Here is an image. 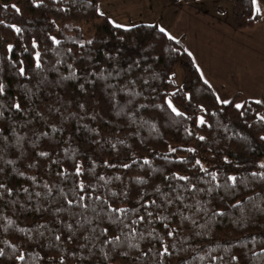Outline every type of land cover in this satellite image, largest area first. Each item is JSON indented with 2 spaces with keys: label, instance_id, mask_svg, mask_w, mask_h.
<instances>
[{
  "label": "trees",
  "instance_id": "1",
  "mask_svg": "<svg viewBox=\"0 0 264 264\" xmlns=\"http://www.w3.org/2000/svg\"><path fill=\"white\" fill-rule=\"evenodd\" d=\"M101 1L0 0V264H264V102ZM232 1L234 29L264 22Z\"/></svg>",
  "mask_w": 264,
  "mask_h": 264
},
{
  "label": "crops",
  "instance_id": "2",
  "mask_svg": "<svg viewBox=\"0 0 264 264\" xmlns=\"http://www.w3.org/2000/svg\"><path fill=\"white\" fill-rule=\"evenodd\" d=\"M172 5L180 10L169 18L173 21L171 29L159 27L185 42L215 90L218 87L229 98L239 92L246 99L264 102V22L252 29L236 30L230 19L218 13L220 7L212 11L182 1H173ZM146 22L136 25L159 24L161 19Z\"/></svg>",
  "mask_w": 264,
  "mask_h": 264
},
{
  "label": "rangeland",
  "instance_id": "3",
  "mask_svg": "<svg viewBox=\"0 0 264 264\" xmlns=\"http://www.w3.org/2000/svg\"><path fill=\"white\" fill-rule=\"evenodd\" d=\"M173 1L175 0H104L99 3L98 8L100 13L106 14L115 25L130 27L142 21H147L146 23H155L154 21L160 17L161 22L157 25L163 29H171L173 21L170 22L169 18H171L173 14L176 16V12L178 13L180 10L179 8L173 7ZM188 4L194 7H206L212 11L220 7L218 13H220L224 19H230L232 25V0H197ZM97 23L98 21L95 20L86 22L82 25L84 29V40H90L92 38L94 26ZM53 38L58 41L60 39L59 34H54ZM183 81V70L180 66H177L173 73V83L176 85V88H179L182 86ZM216 91L220 100L228 101L229 97L221 94L218 87H216Z\"/></svg>",
  "mask_w": 264,
  "mask_h": 264
},
{
  "label": "snow or ice",
  "instance_id": "4",
  "mask_svg": "<svg viewBox=\"0 0 264 264\" xmlns=\"http://www.w3.org/2000/svg\"><path fill=\"white\" fill-rule=\"evenodd\" d=\"M13 7H15V6H13ZM17 11H19V9H16ZM257 11H259V9H257ZM117 27H122V26H120V25H117ZM16 31L17 32H19L20 30L19 29H16ZM162 31H163V29H162ZM58 43V42H57ZM11 47V46H10ZM0 91H3V86L2 85H0ZM224 103H227L226 101L224 102ZM257 103H259V101H257ZM169 106L170 107H172V105H171V102H169ZM15 107L17 108V109H19V104H17V105H15ZM237 108H239V107H241V105H237L236 106ZM173 111H176L175 110V108H173L172 109ZM201 123H203V120H201ZM201 139H203L202 137H201ZM41 155H47L46 153H41ZM147 162V161H146ZM199 163V162H198ZM262 166H264V165H262ZM77 172L79 173V169H77ZM253 175H255V174H253ZM180 179H187L186 177H181ZM229 179H231V180H233V181H235V177H230ZM0 187H3L2 185H0ZM81 188L83 187L82 185L80 186ZM83 199V197H81V200ZM68 203L69 204H72V201H68ZM115 211H126V210H115ZM149 215H151V214H149ZM142 219V218H141ZM12 222L11 221H9V224H11ZM169 235H172V233L170 232L169 233ZM57 239H59V237H57ZM168 252V249H167V247H165L164 248V251L161 253V255L163 256L164 254H166ZM3 254V252H2V250H0V255H2ZM18 259L19 260H23L24 259V256L23 255H21L20 257H18Z\"/></svg>",
  "mask_w": 264,
  "mask_h": 264
}]
</instances>
